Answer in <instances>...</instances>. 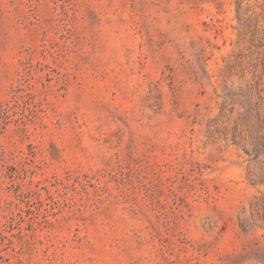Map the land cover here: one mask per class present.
Wrapping results in <instances>:
<instances>
[{
	"label": "rangeland",
	"instance_id": "374dc122",
	"mask_svg": "<svg viewBox=\"0 0 264 264\" xmlns=\"http://www.w3.org/2000/svg\"><path fill=\"white\" fill-rule=\"evenodd\" d=\"M0 264H264V0H0Z\"/></svg>",
	"mask_w": 264,
	"mask_h": 264
}]
</instances>
